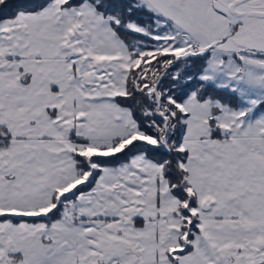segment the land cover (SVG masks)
<instances>
[{
    "label": "snow or ice",
    "instance_id": "6c2138e0",
    "mask_svg": "<svg viewBox=\"0 0 264 264\" xmlns=\"http://www.w3.org/2000/svg\"><path fill=\"white\" fill-rule=\"evenodd\" d=\"M0 264H264V0H0Z\"/></svg>",
    "mask_w": 264,
    "mask_h": 264
}]
</instances>
